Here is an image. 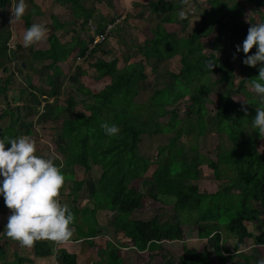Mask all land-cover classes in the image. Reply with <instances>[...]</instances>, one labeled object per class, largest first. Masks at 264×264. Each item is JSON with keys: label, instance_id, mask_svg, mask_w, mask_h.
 I'll list each match as a JSON object with an SVG mask.
<instances>
[{"label": "trees", "instance_id": "trees-1", "mask_svg": "<svg viewBox=\"0 0 264 264\" xmlns=\"http://www.w3.org/2000/svg\"><path fill=\"white\" fill-rule=\"evenodd\" d=\"M54 1L61 6L76 5L77 10L74 8V11L71 10L75 18L72 24L80 29L72 30L76 31V37L71 43L62 44L56 31L65 30L70 23L53 17L52 33L49 37L50 48L33 51L34 62H50L47 68L52 73L49 77L52 90L37 87L27 79L28 87L22 89L19 102L26 103L23 107L30 115L39 113L41 96H54L60 101L62 93L55 89L53 77L64 74L61 63L74 61L76 57L73 60V54L77 50L78 57L82 59L81 61L77 59L78 62L92 61L96 53L102 50L101 47H97L87 55L88 42L91 40L87 41L83 36L95 11L85 7L86 0ZM13 3L14 0H0V72L7 75L0 77V97L4 96L6 101L15 75L19 76L20 73L25 75L29 70L26 62V68L23 69L22 64H19L12 73L5 63L9 58L12 60L10 53L13 50L10 52L8 50L13 37L9 19ZM207 3L209 8L201 13L200 23L188 37H178L175 32L166 28V24L181 25V21L186 20L185 15L191 16L187 7L188 0H154L148 3L150 13L164 18L155 29H152L151 37L145 38L146 44L143 49L145 59L163 61L180 57L182 64L180 73H170L172 81L163 88H157L148 102H137L141 82L148 78L144 73V63L141 61L120 67V59L116 58L109 61L96 59L95 63H90L97 76L110 79V84L104 89L99 92L88 89L82 100H76L71 95L64 101L65 107L57 104L49 109L45 107L46 112L53 113L54 121L62 120L55 129L57 139L54 141L60 155L52 159L62 166V172L66 174L64 185L69 182L71 185L76 183L77 167L82 168L85 174L91 173L93 166H99L101 169L97 180L77 181L71 189L73 194H78L87 186L93 208L79 210L69 207L73 213V222L70 226L80 232V237L92 238L102 235L97 219L89 223L86 215L96 218L100 210L114 213L109 234L113 237L120 236L121 241L117 243L109 240L106 248L98 251L102 259L101 264H125V259L120 255V247L130 248V240L135 250L148 251L151 254L164 250L165 242L184 241L185 224L196 225L200 239L210 238L215 241V254L221 264H257L255 261L252 262L250 255H244L239 251L249 239H254L256 244L264 245V234L255 236L246 226V221L259 219V209L255 204L264 206V151L260 152L253 146L259 133L253 129L252 133L241 137L229 134L233 144L229 149L219 153L217 161L206 160L199 152L196 141L204 137L207 131V106L212 94V84L210 86L202 82L217 75L218 79L214 82L227 84L236 80L235 58L229 52L236 50L237 44L243 43L250 25L258 22L256 16L245 20L248 8L252 7L259 12L261 7H264V0H207ZM42 14L41 9L31 7L22 17L24 29L34 22H39L35 21V18ZM107 22L109 21L101 16L97 22L96 32L99 34L104 32ZM261 22H264V16L261 17ZM120 28L118 26L115 32ZM216 31L218 35L210 42L212 51L207 53L204 51L203 40L215 35ZM223 37L229 40L228 52L220 48ZM255 51L254 47L252 52ZM217 52L221 54L218 56ZM243 58L239 60V67L244 79L236 92L245 93L250 97L251 93L246 92L245 84L252 83V79L259 76V65L256 67L245 65ZM209 62L215 64L213 68L209 66ZM191 83L196 86L193 91L189 90ZM233 95L232 90L219 95L216 103V127L220 128L227 122L228 124L235 122L244 128L251 124L252 117L256 115L255 104L250 103L244 107L232 100ZM182 100L190 102V105L186 106L185 118H181L178 108ZM80 104L83 110L78 111L76 108ZM259 106H264V101H261ZM63 113L68 116L60 118ZM8 115L11 116L10 124L5 128L0 127V137L5 136L10 141L19 136L16 126L20 116L15 117L12 111H7L0 119ZM165 117H169L167 123L162 121ZM104 121L119 125L120 132L108 135L101 127ZM162 134L173 136L167 145L159 148L158 159L153 163V160L141 153L142 139L144 136L154 137ZM27 136L34 141L36 139L31 129L27 130ZM186 136H190L195 143H192L191 139L186 145L181 144L182 138ZM204 163L213 169L217 180L227 179L226 185H221L217 192L200 191L197 181L201 178L200 167ZM137 180L153 182V191L147 193L142 191L141 187L132 185ZM147 195L157 201L160 197L174 198L173 210L182 220L163 222L158 216L148 220L134 218L133 215L144 207ZM4 207L7 205L4 197L0 196V211L4 210ZM194 217L196 221L193 220ZM222 226L236 240L234 252H228L229 257L221 248L224 241L220 230ZM8 238L0 235V260L5 261L4 264H34L32 259L21 256L16 250H13V259L8 261L7 250L17 241ZM212 254L207 247L201 253H197L185 245L179 264H213L208 260ZM59 259L63 264H77L76 255L66 251L61 252Z\"/></svg>", "mask_w": 264, "mask_h": 264}, {"label": "rangeland", "instance_id": "rangeland-1", "mask_svg": "<svg viewBox=\"0 0 264 264\" xmlns=\"http://www.w3.org/2000/svg\"><path fill=\"white\" fill-rule=\"evenodd\" d=\"M31 1H34L32 4ZM40 1V5L35 2V0H27L28 7L26 12L30 10L31 7H37L43 11V18L39 19L38 23H44L48 28V33L46 39L37 42L36 47L34 46H24L22 43V36L24 30L21 31V27L24 25V20L17 21L14 25H12V15L9 17L11 28L13 29V37L12 40L20 45V50H14L11 53V58L7 60L5 63L8 65L9 69H11L12 73L15 71L17 65L28 62L29 70L25 73V75H15L13 82L9 88V92L7 94V101L4 96L0 97V117L1 115L5 114L7 111H12L15 114V117L20 116L19 123L17 124L16 128L18 130V134L20 135H27V130L31 129L32 133L35 135V142L37 145L38 152L37 154L43 155L45 157L53 158L55 156L60 155L57 148V143L53 141L57 139V132L55 129L58 125L61 124V120L54 121L53 113L46 112V108L41 112L39 109L38 114L30 115L29 112L23 104L19 102V97L22 89L28 87L27 79H30L33 85L37 87H43L44 90L51 91V86L49 84L50 76L52 73L48 71V64H44V62L40 61H33L32 54L33 51L42 50L46 46L45 40H47L49 35L51 34V28L53 19L51 18L52 15H60L62 17L70 15L71 10L76 9V5H67V6H57L55 5L54 0H36ZM154 0H86L85 7L88 10L95 11L93 18L91 20L92 24V32L95 33V27L97 28V22L101 18V16L105 17L106 20L110 21L111 19L115 20V18L120 16H125L126 20L124 21L123 27L120 28L121 31L115 32L110 39L108 40L107 44H105V53L98 54V57L104 60H111L112 59H120V67H125V65L130 63H144L145 69L144 73L148 76L147 80L141 82V90L140 95L138 96L137 102H148V99L152 96L153 92L155 91L154 87L158 85L159 87H163L164 85H168L172 78L169 76L170 73L179 74L182 64L180 62V57H175L172 59H167L163 61H154V60H147L143 55L144 45L146 44V40L144 38L151 37L152 29H155L157 25L161 23V20L164 18L158 14H152L149 11L148 3ZM157 1V0H156ZM180 1V0H174ZM187 1V0H186ZM14 4V3H13ZM35 5V6H34ZM54 6V7H53ZM188 9L190 11L191 16H184L186 18L185 21H181L180 24H166V28L169 31L175 32V35L178 37L189 36L195 26L200 23V15L203 11L209 8V4L207 0H188ZM72 8V9H71ZM54 9H57L56 12ZM74 11V10H73ZM72 11V12H73ZM1 14V13H0ZM72 15V14H71ZM120 15V16H119ZM256 16L258 22H261V17L264 16V7H261L260 11H255L252 7H249L247 13L245 15V20H249V18ZM181 18V17H180ZM178 18V19H180ZM88 29L90 26H87ZM86 27V30H87ZM75 28V27H74ZM95 30V31H94ZM61 34L60 31H56ZM92 33V34H93ZM92 34L84 33L85 38L90 39ZM218 35V31L215 32V35H212L208 38H205L203 42L205 43L204 51L209 53L212 51V47L210 42L214 41L216 36ZM220 48L224 50H230L229 40L228 38L222 39L220 43ZM110 51V53H106ZM133 51V52H130ZM228 52V51H227ZM76 53V52H75ZM236 53V55H234ZM113 54V55H112ZM221 52H217L219 56ZM229 54L235 58V64L237 67L236 71V80L232 83L222 84L220 82H214L218 79L217 76H213L210 80H204L202 83L206 85L212 84V94L209 97V102L207 106L208 116H207V131L204 137L199 138L196 141L197 147L201 155L204 158L217 161L219 153L222 151L229 149L233 142L229 139V134L237 135L241 137L247 133H252L253 128L250 125H246L244 128L238 126L235 122H231L228 124L224 123L219 128L216 127L217 119L215 117L216 114V103L218 101L219 95L223 94L225 91L232 90L233 96L232 100L235 103H240V105L246 107L250 103L255 104V107L261 104V100H259V96L255 92L252 83L245 84L246 92H250L251 96L249 97L245 93H237L236 91L239 88L240 82L244 79V75L240 71V64L239 60L242 59L245 55L243 52H237L236 50H231ZM94 60L82 61L78 62L77 58L72 61L68 60L66 63H62L61 66L64 70V74L56 75L53 77L55 82V89L61 91L62 96L60 101L57 99L56 104L57 106L65 107V100L73 95L76 100H81L85 96L83 94L88 90H96L101 91L104 89L108 83H110L107 79L103 77L97 76L95 70L90 66ZM148 62V63H147ZM93 75V76H92ZM7 77L2 72H0V77ZM184 79H186L184 77ZM182 79V80H184ZM194 83V82H193ZM191 83L189 90H195L196 86ZM158 87V88H159ZM190 91V92H191ZM37 94V92H36ZM170 94H174L170 92ZM258 97V98H257ZM41 100H44L42 96L40 97ZM188 99V98H187ZM186 99V100H187ZM253 99V100H252ZM251 101V102H250ZM18 102L20 104H18ZM18 105H22L19 107ZM190 102H186L182 100L179 103V111L181 118L186 117V106H189ZM56 106V107H57ZM162 107V106H161ZM238 107V106H236ZM48 109L50 107H47ZM78 111L83 110L81 105H78L76 108ZM170 110L172 108H169ZM86 110V109H85ZM84 110V111H85ZM68 114L63 113L60 115V118H65ZM27 117V118H26ZM11 121V116L8 115L4 119H0V127L5 128L9 126ZM164 123L169 121V117L162 118ZM201 126V125H200ZM202 128H200L201 130ZM172 134L168 135H157L154 137L151 136H144L141 143V153L145 157H149L153 160V163H156L158 159V151L161 146H165L168 144L169 139L172 137ZM191 137L186 136L183 137L181 140V144H185L191 142ZM192 143H195L192 139ZM253 146L258 151H264V137H261L260 134L257 135L256 139L253 142ZM95 162V161H94ZM93 162V164H94ZM203 166L200 167L201 171V178L197 181V184L200 188L201 192H209L214 193L217 192L220 186L226 185V180H217L214 174L213 169L208 167L206 163L202 164ZM76 183L77 181H81L87 179L88 181H95L100 177L101 169L99 166H93V171L89 174H85L82 168H76ZM151 174V172H150ZM65 177L66 174L64 173ZM231 175V173H230ZM73 182V181H72ZM67 183V182H66ZM75 183V184H76ZM75 184L67 183L64 187L61 188L63 195L60 196L58 199L61 203H65L66 199L71 197V202H77L75 205L81 207V200H88L90 199L89 189L87 186H84L83 189L75 195L72 192V187ZM132 185L141 187L142 191L151 192L153 191L154 184L151 181H141L137 180L132 183ZM221 186V187H222ZM61 194V192H59ZM65 201V202H64ZM81 201V202H80ZM91 202V201H90ZM67 203V202H66ZM92 203V202H91ZM88 203L87 205L91 207L92 205ZM175 204V199L170 197H160V199L154 200L148 195L145 199L144 207L135 213L133 216L134 218L148 220L155 216H158L161 221L163 222H176L178 220H182L179 218L180 216L175 213L173 210V206ZM259 209V219L248 222L246 221V226L248 227L249 231L253 233L255 236L264 234V206L260 204H255ZM79 209V208H78ZM11 209L4 207V210L0 211V235L3 234L6 239H9L5 231L6 224L8 222V217L11 214ZM99 222L105 223L104 232L105 234H109L110 222L113 221L114 215L112 212L104 210V212H100ZM98 217L96 214V218L92 215H86L87 221L93 222ZM195 220V217L194 219ZM196 221V220H195ZM109 223V224H107ZM110 226V227H109ZM185 229V240L184 241H175V242H165L164 250L156 253L151 254L150 252H140L135 249H129L128 247H124L126 249L121 250L122 256L125 258L126 264H179L180 257L183 254L184 246L187 245L190 250H194L197 253H201L205 247L213 253L207 259L210 260L213 264H221L218 262V258L215 254V241L213 239H200L198 235V230L196 225H184ZM221 235L224 241L221 243V248L226 253L227 257H229L230 253L234 252L236 240L234 239L233 235L228 232V230L222 226L220 228ZM110 238L115 242L119 243L121 241L120 236H116L114 238L111 234ZM129 240V239H128ZM127 240V241H128ZM126 241V240H125ZM129 242V241H128ZM130 245L133 247L132 241L130 240ZM15 248V244L12 243L9 246V250H7L8 261L13 259L14 254L13 250ZM239 253L244 255H250L252 257V262H258L259 259L264 258V245L256 244L254 239L247 240V243L244 247L241 248ZM21 254H24L22 252ZM28 257V256H26ZM5 261L0 260V264H4Z\"/></svg>", "mask_w": 264, "mask_h": 264}, {"label": "clouds", "instance_id": "clouds-1", "mask_svg": "<svg viewBox=\"0 0 264 264\" xmlns=\"http://www.w3.org/2000/svg\"><path fill=\"white\" fill-rule=\"evenodd\" d=\"M27 7V0H14L12 25L22 19ZM122 18L123 20L109 34L108 40L118 26L123 27L126 17L120 16L113 21ZM111 20L107 25L113 23ZM91 28L92 24L88 29L90 34L93 33ZM47 33L48 28L44 23L34 22L24 31L22 43L24 46H31L46 39ZM96 33L95 31L90 37L91 41ZM11 44H14L15 48L9 47V52L17 48L14 41ZM105 44L100 47L103 48ZM254 47L256 51L253 53ZM236 49L237 52L247 54L243 58L245 65L252 67L259 65V76L252 79V83L260 100L264 101V22L252 23L243 43L237 44ZM214 65L209 62L210 67L213 68ZM39 109L42 112L45 104ZM251 126L256 133L264 137V106L256 107V115L252 117ZM101 127L108 135L120 132L119 125L115 123L104 121ZM37 152L36 142L27 135L17 136L10 141L5 136L0 137V196L4 197L5 204L12 210L4 232L8 237L26 246L31 245L37 238L65 241L73 235L70 226L73 222V213L68 204L61 203L58 199L66 179L61 170L62 166L56 164L52 158L39 155ZM257 264H264V258L259 259Z\"/></svg>", "mask_w": 264, "mask_h": 264}, {"label": "crops", "instance_id": "crops-1", "mask_svg": "<svg viewBox=\"0 0 264 264\" xmlns=\"http://www.w3.org/2000/svg\"><path fill=\"white\" fill-rule=\"evenodd\" d=\"M35 2H37L40 5V1H36L35 0ZM55 5L61 7V5H59L57 3H55ZM65 6H67V5H65ZM54 10L56 12H58L57 9H54ZM71 14H72V11H71ZM71 14L67 15V16H64V17H62L60 15H56V16L52 15L51 16L52 19H53V17H57L59 20H65V23H70L66 27L65 30H61V34L56 32V34L60 38V41L62 42V44L71 43L74 40V37H76V31L72 32V30H74V29L77 30L78 28L80 29V27L74 26L72 24L75 21V18L73 16V14L72 15ZM43 16H44V14H42V16H37L35 18V21L39 20V19H42ZM90 25H91V22L89 23L88 26H90ZM50 28H52V27L50 26ZM19 30H21V31L24 30L25 31L26 29H24V27H21V29H19ZM118 31H121V30H118ZM51 33H52V31H51ZM87 33L88 34L90 33V30H88V27H87V30H86V34ZM49 36H51V34ZM83 37L85 38V36H83ZM86 40L87 41L89 40L88 37H87ZM44 42H46L47 44H46L45 48L42 49V50H48L50 48L49 37ZM15 43L17 44L16 41H15ZM33 46H34V49H35L36 43H34ZM105 51H106V49H105V46H104L102 48V50H99V52L96 53V56L94 58L93 63H95L96 59H101L100 57H98V54L105 53ZM106 53H110V51H107ZM78 54H79V52L77 50L76 53L73 54V60H74L75 57L77 59L79 58ZM102 60H104V59H102ZM49 63L50 62H48V61L44 62V64H49ZM119 66H120V63H119ZM104 79H107L110 82L109 78H104ZM109 84L110 83H108V85ZM158 87L159 86L156 85V87H154V89L156 90ZM163 87H165V85ZM163 87H159V88H163ZM42 98L44 100H42V104H41L40 107H43L44 104H45V107H55L57 99L54 96H52V97H50V96H42ZM82 99H84V98H82ZM80 105H81V107H83L82 104H80ZM61 122H62V120H61ZM60 192L63 195V192L61 190H60ZM58 195L60 196V194H58ZM75 195H77V194H75ZM75 199H74L73 202H71V197L67 198L66 199V202H67L66 204H68L69 207H73V208H77V209L79 208V210H85V209H90V208L92 209L93 208V204L90 202L91 201L90 199L81 200V201H83V203H81V207H78V205L77 206L75 205L77 203L75 201ZM88 203H90L92 206L89 207L87 205ZM100 212H104V210L98 211L97 217H98V215L100 216ZM113 215H114V213H113ZM98 222H99V217H98ZM107 224H109V223H107ZM99 225H100L99 226V230L102 231V235H97L96 237H92V238L90 236L80 237L79 236L80 232L79 231L77 232L75 230V228L71 227L72 231H73V235L68 240L57 241V240H53V239H49V238H37V239H34V241L31 243V245H27V246L23 245L19 241H15L14 242V244H15L14 250H16L21 256H28L29 259L33 260L34 264H63L61 259H59V256H60L61 252H63V251H66V252H68L70 254H75L76 257H77V264H101L102 263V259L99 256V252L98 251L101 250V249H105L106 246H107L106 245L107 241L112 240V238H110L109 234H104L103 233L105 231L104 230L105 228H103L102 226H105V223H100L99 222ZM114 238H116V236H114ZM112 241H114V240H112ZM123 249H126V248L120 247V255L121 256H122L121 250H123ZM129 249L131 250V249H134V248L130 247ZM22 252H24V254H21ZM125 264H126V261H125Z\"/></svg>", "mask_w": 264, "mask_h": 264}, {"label": "built area", "instance_id": "built-area-1", "mask_svg": "<svg viewBox=\"0 0 264 264\" xmlns=\"http://www.w3.org/2000/svg\"><path fill=\"white\" fill-rule=\"evenodd\" d=\"M122 20H123V18L122 19H118L116 22L109 23L107 25L106 30L104 32H102L101 34L96 33L92 37V41L89 42V52H87V54H89L90 51H92L93 49L104 45L107 42L108 38H109V34L113 32V30L115 29L117 24L120 23ZM9 47H10V49H14L15 48L14 44H10Z\"/></svg>", "mask_w": 264, "mask_h": 264}, {"label": "water", "instance_id": "water-1", "mask_svg": "<svg viewBox=\"0 0 264 264\" xmlns=\"http://www.w3.org/2000/svg\"><path fill=\"white\" fill-rule=\"evenodd\" d=\"M16 45H17V51H19L21 47L18 43ZM22 67H23V69L26 68V64L22 63Z\"/></svg>", "mask_w": 264, "mask_h": 264}, {"label": "bare ground", "instance_id": "bare-ground-1", "mask_svg": "<svg viewBox=\"0 0 264 264\" xmlns=\"http://www.w3.org/2000/svg\"><path fill=\"white\" fill-rule=\"evenodd\" d=\"M82 59L81 58H78V61H81Z\"/></svg>", "mask_w": 264, "mask_h": 264}]
</instances>
